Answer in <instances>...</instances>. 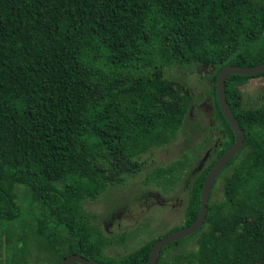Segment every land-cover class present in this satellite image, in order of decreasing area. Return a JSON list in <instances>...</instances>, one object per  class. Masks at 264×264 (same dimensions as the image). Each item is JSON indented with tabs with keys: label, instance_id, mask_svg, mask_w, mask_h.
<instances>
[{
	"label": "trees",
	"instance_id": "obj_1",
	"mask_svg": "<svg viewBox=\"0 0 264 264\" xmlns=\"http://www.w3.org/2000/svg\"><path fill=\"white\" fill-rule=\"evenodd\" d=\"M161 22L164 41L179 59L193 57L221 67L264 61L259 45L231 58L241 39L252 41L264 28L261 0H0V219L20 215L14 185L26 186L36 206L33 242L52 255V264L78 252L112 264L149 259L155 241L116 262L104 257L105 238L81 215L80 201L95 197L106 181L135 171L139 162L132 148L140 139L168 137L182 120V107L160 106L175 92L160 69L133 76L125 89L138 102L130 111L120 101L101 104L105 90L94 80L97 59L127 66ZM217 73L213 96L226 134L192 186L185 225L199 213L210 168L235 139L217 102ZM249 77L228 76L226 97L245 132V145L256 151L235 164L224 201L209 205V227L165 245L156 264H169L170 250L194 236L195 264H253L264 258V187L257 182L264 170V99L247 106L234 87ZM127 79L114 77L121 86ZM93 104L100 106L90 113ZM99 155L107 161H98ZM242 223L252 228L249 242L236 234Z\"/></svg>",
	"mask_w": 264,
	"mask_h": 264
},
{
	"label": "rangeland",
	"instance_id": "obj_2",
	"mask_svg": "<svg viewBox=\"0 0 264 264\" xmlns=\"http://www.w3.org/2000/svg\"><path fill=\"white\" fill-rule=\"evenodd\" d=\"M165 31L162 22L154 26L152 38L142 54L125 67L106 57L93 64L94 80L105 90L101 104L120 101L124 109L130 111L138 102L125 89L133 76L160 69L175 89L174 95L164 97L160 106L177 105L184 111L181 122L169 132L168 137L161 133L159 137L156 135V139H140L134 145L133 157L139 162L135 171L110 178L95 197L84 196L80 201L81 215L105 238L103 256L115 262L142 245L156 242L163 235L185 226L192 186L208 162L214 159L215 151L226 134L216 113L213 96V77L219 71L220 63H204L193 57L179 59L172 45L164 41ZM257 45L264 47V28L252 41L241 39L231 58L251 51ZM126 75L128 79L122 86L114 80V77L123 80ZM249 76L234 87L247 106H258L264 99V76ZM99 106L93 104L89 112H95ZM254 149L252 145L243 143L235 162L222 169L210 191L207 215L209 205L224 201L225 182L235 164L251 159ZM98 161L107 160L99 155ZM3 175L0 168V177ZM259 175L261 179L257 182L264 187V170ZM59 185L63 187L64 181ZM14 191L21 211L14 220L0 219V264H52V255L34 243L37 238L36 206L29 189L15 184ZM207 215L203 223L206 229L209 227ZM236 234L249 242L252 237L250 224H240ZM197 241L198 236L183 240L167 254V262L195 264ZM253 264H264V258Z\"/></svg>",
	"mask_w": 264,
	"mask_h": 264
},
{
	"label": "water",
	"instance_id": "obj_3",
	"mask_svg": "<svg viewBox=\"0 0 264 264\" xmlns=\"http://www.w3.org/2000/svg\"><path fill=\"white\" fill-rule=\"evenodd\" d=\"M264 72V61L254 65H236L229 63L220 68L216 79V98L220 110L230 127L234 131L235 139L221 154V156L214 162L204 180L201 194H200V210L197 217L189 224L177 228L159 239L153 244L149 259L146 264H156L158 255L161 249L172 241L178 240L182 237L188 236L197 231L204 223L208 211V200L211 188L227 163L240 150L245 140V132L240 125L239 120L232 112L226 97V80L227 77L233 74L239 75H257ZM112 264L100 261L93 258H88L81 253H71L61 259L59 264Z\"/></svg>",
	"mask_w": 264,
	"mask_h": 264
}]
</instances>
